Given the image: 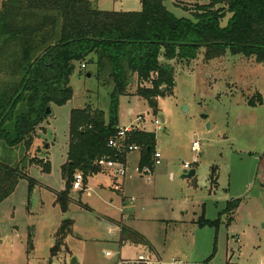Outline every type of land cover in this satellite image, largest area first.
I'll list each match as a JSON object with an SVG mask.
<instances>
[{"label": "rangeland", "instance_id": "obj_1", "mask_svg": "<svg viewBox=\"0 0 264 264\" xmlns=\"http://www.w3.org/2000/svg\"><path fill=\"white\" fill-rule=\"evenodd\" d=\"M211 1L166 0L165 5L175 17L194 20L192 13ZM94 4L103 11L142 10L139 0ZM228 22L226 15L221 25ZM70 85L72 100L53 107L30 149L0 143V162L25 167L29 176L0 202V264H144L136 262L140 255L151 264H264V64L229 51L210 63L200 55L190 66L176 67L172 88L154 90L157 111L138 95L135 81L129 95L120 97L118 127L154 133L161 165L140 174L141 154L130 152L126 176L103 168L87 177L82 190L71 189L74 201L63 212L56 200L66 190L62 168L69 158L71 112L102 110L107 118L112 92L87 63L76 64ZM194 141L200 142L201 152L192 151ZM192 170L195 177L183 178ZM115 180L123 182L127 207L112 191ZM238 199L240 207L224 213ZM129 217L134 219L130 226L155 251L121 245L120 228L107 218H124L126 224ZM65 220L73 221V234L52 258Z\"/></svg>", "mask_w": 264, "mask_h": 264}, {"label": "trees", "instance_id": "obj_2", "mask_svg": "<svg viewBox=\"0 0 264 264\" xmlns=\"http://www.w3.org/2000/svg\"><path fill=\"white\" fill-rule=\"evenodd\" d=\"M139 1V12L103 11L95 0H9L0 9V143L5 147L31 148L35 133L49 120L47 108L72 100L70 79L76 64L94 66L98 81L112 90L107 118L102 110L71 112L69 158L62 168L66 190L56 200L63 212L73 202L70 193L77 173L86 184L87 177L104 170L98 165L102 158L126 159L108 143L119 132L120 97L129 95L135 81L138 95L157 111L155 91L172 88L176 67L190 66L200 55L210 63L229 51L264 64V0H213L192 13L194 20L175 17L166 0ZM226 15L229 22L223 27ZM156 141L154 133L128 134L127 143L141 148L140 171H154ZM26 178L25 167L0 162V202ZM240 205V199L231 201L224 213ZM72 234L73 221H63L52 258ZM129 236L145 243L124 229L123 239L129 241Z\"/></svg>", "mask_w": 264, "mask_h": 264}, {"label": "built area", "instance_id": "obj_3", "mask_svg": "<svg viewBox=\"0 0 264 264\" xmlns=\"http://www.w3.org/2000/svg\"><path fill=\"white\" fill-rule=\"evenodd\" d=\"M82 69H86V65L83 64L82 65ZM157 125L158 128H161V122L160 121H156L155 123ZM136 130V127L132 126L129 129H120L119 128V132L117 133L115 138L110 139L108 146L111 149H116L118 152L122 153L123 155L126 156V154H130V152H140L141 148L137 145H130L127 143L128 141V134L133 131ZM192 151L193 152H201V144L199 141H194L193 145H192ZM161 154L159 152L156 151L155 155H154V168H156V166L161 165ZM98 165L101 166L102 168H106L108 169L111 174H113L116 177H124L126 176L127 170H128V165H127V161L125 160H121L120 158H117L115 160L109 159V158H102L99 162ZM185 169L189 170L191 168V166L189 164H185ZM140 174H151L153 171L151 168L149 167H145L142 171H140L138 169ZM84 175L82 173H77L74 176V183H73V189L74 190H82V188L84 187ZM108 255H110L108 253ZM136 262H140V263H144V264H151L150 262H148L147 260L144 259L143 256H140L138 258V260ZM173 264H179L178 262H174Z\"/></svg>", "mask_w": 264, "mask_h": 264}, {"label": "crops", "instance_id": "obj_4", "mask_svg": "<svg viewBox=\"0 0 264 264\" xmlns=\"http://www.w3.org/2000/svg\"><path fill=\"white\" fill-rule=\"evenodd\" d=\"M2 2L4 3L5 0H3ZM3 3H2V4H3ZM129 113H131V111H129ZM162 117H163V116H162ZM163 118H164V117H163ZM139 153L141 154V152H139ZM140 154H139V155H140ZM200 155H202V154H200ZM140 159H141V155H140V157H139V162H140ZM126 161L128 162V157H126ZM138 167H139V163H138ZM110 173H111V172H110ZM91 179H92V178H91ZM122 183H123V182H120L119 180H115V181L113 182V185H112V187H113L112 191H113L114 193H116L118 196H120V197L122 198L123 206L127 207V204L130 202V200H128V198L124 196V193H123L124 188H123V184H122ZM99 188H100V187H99ZM104 188H105V187H104ZM104 188H103V189H104ZM73 201H74V200H73ZM81 201H82V200H81ZM131 201H133V199H131ZM80 205H81V204H80ZM86 208H89V207L87 206ZM107 220L110 221V223H111L112 225H114V226L120 228V243H121L122 246H124L125 244H126V245L129 244V245L143 246V247L146 246V247H149L151 251H155L154 248H153V246L151 245V243L148 241V239H147L144 235H142L140 232H138L137 230H135L134 228H132V227L130 226V222H131V221H134L133 218L129 217V218L127 219V223H126V224L123 223L124 221H126L124 218H122V220H120V221H118V220H114V219H111V218H107ZM124 229H128V230H131V231H133V232H136L137 234H139L140 236H142V238L144 239L145 243H144V244L136 243V242H135V238H134V237H131V236H129L131 240H129V241H125V240L123 239V230H124ZM112 231H113V230L111 229V231H109V232H112ZM69 251H70V250H69ZM70 252H71V251H70ZM106 256H107V257L109 256L108 253L106 254ZM140 256H142V255H140ZM140 256H139V257H140ZM139 257H138V258H139ZM127 261H129V260H127Z\"/></svg>", "mask_w": 264, "mask_h": 264}, {"label": "water", "instance_id": "obj_5", "mask_svg": "<svg viewBox=\"0 0 264 264\" xmlns=\"http://www.w3.org/2000/svg\"><path fill=\"white\" fill-rule=\"evenodd\" d=\"M88 77L90 78L91 75L89 74ZM165 90V89H164ZM53 112H54V108L52 106H49L46 110V116L48 117V119H50L53 116ZM202 118L204 120H206L208 117L207 116H202ZM163 121L164 118L162 117ZM196 175V171L192 170L189 173L185 172V175L183 176V178H193Z\"/></svg>", "mask_w": 264, "mask_h": 264}]
</instances>
